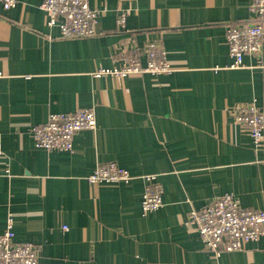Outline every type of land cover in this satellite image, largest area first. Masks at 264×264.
Wrapping results in <instances>:
<instances>
[{
	"label": "crops",
	"instance_id": "obj_1",
	"mask_svg": "<svg viewBox=\"0 0 264 264\" xmlns=\"http://www.w3.org/2000/svg\"><path fill=\"white\" fill-rule=\"evenodd\" d=\"M42 1L0 3V233L11 216L41 264H264V235L217 256L189 223L224 193L264 210V143L256 149L233 115L253 100L264 111V44L232 69L226 39L229 23L252 16V0H89L99 20L80 38L50 27ZM148 45L165 48L171 73L95 75L119 50ZM79 108L97 126L79 131L72 150L36 146L33 127ZM110 161L132 179L91 183ZM147 174L164 203L145 215Z\"/></svg>",
	"mask_w": 264,
	"mask_h": 264
},
{
	"label": "built area",
	"instance_id": "obj_2",
	"mask_svg": "<svg viewBox=\"0 0 264 264\" xmlns=\"http://www.w3.org/2000/svg\"><path fill=\"white\" fill-rule=\"evenodd\" d=\"M5 9L15 7L18 0H0ZM40 8L48 15V25L58 27L62 38H80L95 34L100 12L89 0H43ZM251 17L227 25L226 39L232 62L229 68L244 67L246 54L261 56L264 44V0H252ZM118 27L125 28L126 15L117 19ZM142 57L146 62L143 63ZM114 67L100 68L96 76L113 75L119 82L131 75L171 73L174 68L161 45L145 46L143 53L122 49L113 57ZM236 122L251 137L256 149L264 143V111L255 100L233 110ZM96 116L92 109L79 108L72 112L50 113L47 120L31 129L37 147L48 150L73 149L75 135L85 129H95ZM2 134L0 133V149ZM133 175L115 161L99 164L89 175L91 183L129 182ZM142 195L143 214H148L164 203V187L156 174H147ZM189 223L201 236L204 247L221 255L223 252L242 250L247 243L258 241L264 235V210L242 207L231 193L212 199L189 214ZM14 220L8 218L6 229L0 233V264H41L35 245L15 239Z\"/></svg>",
	"mask_w": 264,
	"mask_h": 264
}]
</instances>
